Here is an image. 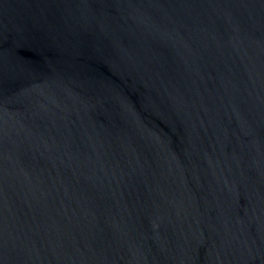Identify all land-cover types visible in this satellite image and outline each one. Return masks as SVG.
I'll return each instance as SVG.
<instances>
[{
    "label": "water",
    "instance_id": "95a60500",
    "mask_svg": "<svg viewBox=\"0 0 264 264\" xmlns=\"http://www.w3.org/2000/svg\"><path fill=\"white\" fill-rule=\"evenodd\" d=\"M0 264H264V0H0Z\"/></svg>",
    "mask_w": 264,
    "mask_h": 264
}]
</instances>
